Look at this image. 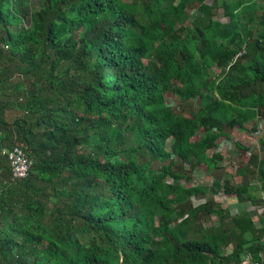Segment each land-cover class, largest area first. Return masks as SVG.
I'll return each mask as SVG.
<instances>
[{"label":"trees","instance_id":"trees-1","mask_svg":"<svg viewBox=\"0 0 264 264\" xmlns=\"http://www.w3.org/2000/svg\"><path fill=\"white\" fill-rule=\"evenodd\" d=\"M33 2L0 0V264H264L215 199L264 205V139L222 173L264 120V0Z\"/></svg>","mask_w":264,"mask_h":264},{"label":"rangeland","instance_id":"rangeland-1","mask_svg":"<svg viewBox=\"0 0 264 264\" xmlns=\"http://www.w3.org/2000/svg\"><path fill=\"white\" fill-rule=\"evenodd\" d=\"M33 3L35 5H38L37 3H39V0H34ZM222 12L223 11H221L220 13H222ZM224 21L227 22L228 21V18L227 19H223L222 22H224ZM217 72H219V70ZM251 126L252 125L249 124L248 126H246V128L247 129H251ZM262 126H264V120L263 119H261L260 128ZM244 133L245 134L242 135V136L237 137V135H236V136H234V137H232L230 139H226L227 141H225V143H230V145H229V147L226 145V147H228V148H226V150L224 151V155H225L224 161L225 162H224V166H223L224 167V171H222V173H225L224 176L226 178L228 177V174H229V176H233L232 177V182H235V183H236V181L239 183V181L242 180V179H241V177H238L237 175H235V169H234V167H237V165H239L240 163H244V164L247 163L248 162V159L250 158L249 155H251V152L252 153L253 152L254 153H259V150L262 149L261 148L262 147V145H261L262 143L259 142V141L262 140V139H264V129H261V131L257 134L258 137L255 134H252L251 131H249V130L245 131ZM237 141L240 142V143H242L246 147L247 146H249V148L251 147L250 152L240 151L239 149H237L235 147V143H237ZM255 151H258V152H255ZM199 170H200L199 173L195 175V179H196V181L204 182L207 179V177H209V176H206L205 177V175H204V169L200 168ZM220 194H219V196H216L215 199H216V201L218 203H221L222 206L225 209H227L230 214L236 215L237 212H241L243 210V209L238 210V206H236L235 204L234 205H231L230 210H229L226 207V205L223 203V200H222L223 197ZM207 197L210 198L211 197V194H208ZM206 225H214V226H217L218 223H217L216 218L214 216L211 217L210 222L208 224L206 223Z\"/></svg>","mask_w":264,"mask_h":264},{"label":"built area","instance_id":"built-area-1","mask_svg":"<svg viewBox=\"0 0 264 264\" xmlns=\"http://www.w3.org/2000/svg\"><path fill=\"white\" fill-rule=\"evenodd\" d=\"M244 52L245 51H243V53ZM240 55H242V53ZM261 129H263V128L258 129L254 133L257 137H258L257 134L261 131ZM3 155L7 156V160L9 162L10 167H11L12 176L14 178H23V177L27 176L30 165H31V161L26 157V155L23 153V151L21 149L14 148L12 151H9V152L3 151ZM206 182L209 183V185H211V180H207ZM220 195L223 198H225L223 196V193H221ZM247 262H248V264H250L249 261H247Z\"/></svg>","mask_w":264,"mask_h":264},{"label":"crops","instance_id":"crops-1","mask_svg":"<svg viewBox=\"0 0 264 264\" xmlns=\"http://www.w3.org/2000/svg\"><path fill=\"white\" fill-rule=\"evenodd\" d=\"M221 11H223V10H221ZM220 11V12H221ZM220 14H222V13H220ZM220 17H221V19H227V18H225V17H223V16H221L220 15ZM260 124H261V122L260 121H258V125L260 126ZM244 132V131H243ZM244 133H239V132H235V134L232 136V137H234V136H236L237 135V137H239V136H242ZM238 140V139H237ZM251 155H249V157H250ZM249 160V159H248ZM236 168H238V166L236 167ZM238 177H240V176H238ZM240 181H242V180H240ZM239 181V182H240ZM237 182V181H236ZM238 183V182H237ZM262 196H263V198H264V194H262ZM222 200H223V203L226 205V207L230 210V207H231V205H236V206H238V210H240V209H243L241 212H243V211H245V212H247L250 216H251V218L252 219H254V221L255 222H257V223H259V221H261L262 219H264V215H263V213H264V205H260V206H258V205H253L252 203H250V202H247V203H239L237 200H236V198H222ZM245 208V209H244ZM231 212V211H230ZM241 212H237L236 214H239V213H241Z\"/></svg>","mask_w":264,"mask_h":264},{"label":"clouds","instance_id":"clouds-1","mask_svg":"<svg viewBox=\"0 0 264 264\" xmlns=\"http://www.w3.org/2000/svg\"><path fill=\"white\" fill-rule=\"evenodd\" d=\"M243 51H245V50H243ZM243 51L241 52L242 54L245 53V52L243 53ZM241 53H240V54H241ZM240 54L237 55L236 57L238 58L239 56H241ZM236 57H235V59H237ZM213 69H214V71H215L216 73H217L218 70H219V72H222V68H213ZM217 69H218V70H217ZM219 72H218V73H219ZM260 122H261V120H260ZM251 127H252V126H251ZM261 128L264 129V126H262ZM258 129H260V126H259ZM254 133H255V132H254ZM254 133H253V134H254ZM244 134H245V133H244ZM244 134H243V135H244ZM246 135H247V134H246ZM233 144H234V143H233ZM231 145H232V144H231ZM14 148H17V147H14ZM14 148H12V150H13ZM12 150H9V151H12ZM9 151H8V152H9ZM5 152H6V151H5ZM6 158H7V156H6ZM7 162H8V160H7ZM8 164H9V162H8ZM9 166H10V165H9ZM28 172H29V171H28ZM206 181H207V180H206ZM247 261L250 262V255H245V262L248 263Z\"/></svg>","mask_w":264,"mask_h":264}]
</instances>
